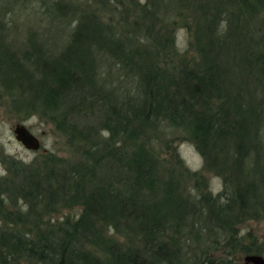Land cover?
<instances>
[{"label":"trees","instance_id":"obj_1","mask_svg":"<svg viewBox=\"0 0 264 264\" xmlns=\"http://www.w3.org/2000/svg\"><path fill=\"white\" fill-rule=\"evenodd\" d=\"M23 3L0 0V104L50 123L69 156L2 158L0 264L260 254L237 227L264 218V0H32L49 36L26 27L10 38ZM164 130L194 147L217 192L176 147L159 156L152 142ZM183 180L208 190L193 202ZM63 209L77 212L48 216Z\"/></svg>","mask_w":264,"mask_h":264},{"label":"rangeland","instance_id":"obj_2","mask_svg":"<svg viewBox=\"0 0 264 264\" xmlns=\"http://www.w3.org/2000/svg\"><path fill=\"white\" fill-rule=\"evenodd\" d=\"M78 1H80L83 6H86V0ZM16 6L20 11L18 14L16 13L15 16L12 14V18L17 20L19 27L17 28V31H11L12 36L10 38H19V36H22L23 29H26V27L34 30L35 32L42 31L41 37L46 35L49 36L50 29H47L49 27V23L44 19L45 15L43 16V14H40L41 9L37 11L38 8H34V3H32V0H25V3L21 5L16 4ZM10 15L11 14L8 13L6 18L9 19ZM176 25L177 28L175 31V43L178 48L184 49L183 47L187 45L189 40V34H187L181 23ZM11 42L13 41L11 40ZM15 123H22L39 139L40 147L37 150L25 149L18 141L14 139L11 127ZM164 133L165 135H159L158 138L161 143L157 142L159 141L158 139L152 142L154 148L159 150V156L165 158L169 157L165 149V144H167V146L171 145L172 147H176L178 156L182 161V165L188 170L201 171L202 177L204 178V181L208 183V188L211 190L212 194L217 192L220 189L219 179L212 173L202 170V159L197 154L194 147L189 142L183 141L181 139L182 135L178 132H175V130H164ZM47 153H55L57 156L63 157L69 156L68 147L65 144V140L54 131L53 126L50 123H46L42 119H39L37 116H31L26 120L20 121L15 115L7 112L6 108L0 104V177L6 176L2 158L12 157L14 159L20 160L24 164H28L34 159L41 161L42 156ZM168 160L172 162V159ZM191 184H193L191 180H187L185 182L183 180V182L180 183L178 190L181 195H187L188 199L195 202L198 200L197 194L206 192L208 188L200 185L198 187L199 190H196L195 188H192ZM6 209L13 211L14 207L7 206ZM68 212L73 214L76 213L77 210L63 209L60 210V212L56 211L54 213H49L48 216L51 219L61 218L63 214H67ZM237 228L239 235L241 237L243 236L242 241L244 240V245H249L247 247H259L262 250L260 255L264 257V218L260 220H248L242 224H239ZM181 251L185 253V248L182 247ZM245 254L246 253L237 251L232 253V257L236 264H243L242 257ZM218 255L219 252L214 251V256Z\"/></svg>","mask_w":264,"mask_h":264},{"label":"water","instance_id":"obj_3","mask_svg":"<svg viewBox=\"0 0 264 264\" xmlns=\"http://www.w3.org/2000/svg\"><path fill=\"white\" fill-rule=\"evenodd\" d=\"M14 139L25 149L37 150L40 147L39 139L22 123H15L11 127ZM243 264H264V257L260 254H245L242 257Z\"/></svg>","mask_w":264,"mask_h":264}]
</instances>
